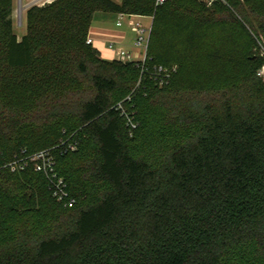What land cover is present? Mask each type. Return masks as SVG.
<instances>
[{
  "label": "trees",
  "instance_id": "obj_1",
  "mask_svg": "<svg viewBox=\"0 0 264 264\" xmlns=\"http://www.w3.org/2000/svg\"><path fill=\"white\" fill-rule=\"evenodd\" d=\"M227 1L56 0L28 10L19 40L0 0L2 163L78 142L55 151L71 208L32 168L0 170V264H264V58L227 89L178 66L214 26L264 41V0ZM96 13L153 17L145 66H178L169 84L150 73L136 90L140 65L87 45ZM132 93L131 133L115 107Z\"/></svg>",
  "mask_w": 264,
  "mask_h": 264
},
{
  "label": "built area",
  "instance_id": "obj_2",
  "mask_svg": "<svg viewBox=\"0 0 264 264\" xmlns=\"http://www.w3.org/2000/svg\"><path fill=\"white\" fill-rule=\"evenodd\" d=\"M199 1L205 4L208 8H212L218 3L227 4V0ZM164 3L165 0H157V5H163ZM143 18L146 17L121 13L119 14V20L121 22L118 23V25L121 26L122 21L127 20L129 26L136 35L135 47L143 51L142 58L139 60L136 55H132L131 53H128L123 49H119L117 51V61L123 64L137 63L141 66V78L136 87V90L139 87L142 78L145 75H149L151 73L145 66V63L152 32L153 17H147L151 19V24L148 28L143 25L141 21ZM86 43L87 45H93V41L89 38L87 39ZM177 71L178 66H173L172 68H166L163 66L155 67L153 72L151 73V78H153L156 82H159L160 86H163L165 84H169L172 76ZM259 76H264V68L260 71ZM133 93L115 107L116 110L120 112V115L125 118L127 126L130 128L131 133L137 129L138 123L135 122V114L132 111H129L124 104H128L129 108H134ZM77 148L78 142L72 141V136H69L68 138H63L56 148L42 150L33 154H29L27 150H21L18 154L14 155L12 160L5 163H2L3 159L0 157V170L9 169L12 173H16L32 168L34 172L41 173L46 177L49 184V190L52 193L53 197L57 200V202L62 204L66 208H71L76 205L77 201L71 196L66 180L62 178L57 171L55 151L59 150L61 153L67 154L68 152H75Z\"/></svg>",
  "mask_w": 264,
  "mask_h": 264
},
{
  "label": "rangeland",
  "instance_id": "obj_3",
  "mask_svg": "<svg viewBox=\"0 0 264 264\" xmlns=\"http://www.w3.org/2000/svg\"><path fill=\"white\" fill-rule=\"evenodd\" d=\"M223 5L229 6L228 1ZM18 7L16 0L12 21L15 33L21 40L27 32V18ZM141 21L146 28L149 27L150 20ZM241 24L244 28L237 24L225 28L214 26L193 60L177 64L182 68V75L191 79L192 83L200 81L205 86L216 84L222 89L238 83L239 77L247 73L250 68L247 59L249 56L264 58V41H260L249 27ZM203 95L205 96L206 93L201 94V97ZM132 112L135 115L137 113L136 110Z\"/></svg>",
  "mask_w": 264,
  "mask_h": 264
},
{
  "label": "crops",
  "instance_id": "obj_4",
  "mask_svg": "<svg viewBox=\"0 0 264 264\" xmlns=\"http://www.w3.org/2000/svg\"><path fill=\"white\" fill-rule=\"evenodd\" d=\"M15 1L13 0V10H15ZM56 0H17L18 9L21 10L26 18L27 12L34 6L42 7L51 4ZM120 3L121 0H113ZM150 20L143 18L142 20ZM119 14L96 13L89 31L88 38L93 41L92 47L96 49L103 60L116 61L117 51L123 49L132 55H136L138 60L142 58L143 51L135 47L136 35L129 26L127 20L118 23Z\"/></svg>",
  "mask_w": 264,
  "mask_h": 264
}]
</instances>
